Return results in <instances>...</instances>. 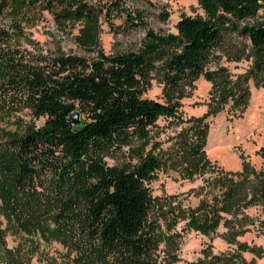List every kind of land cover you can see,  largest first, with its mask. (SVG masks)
Wrapping results in <instances>:
<instances>
[{
  "label": "trees",
  "instance_id": "obj_1",
  "mask_svg": "<svg viewBox=\"0 0 264 264\" xmlns=\"http://www.w3.org/2000/svg\"><path fill=\"white\" fill-rule=\"evenodd\" d=\"M137 1L0 0V106L43 119L17 125L21 133L0 143V219L21 224L25 212L32 228L44 225L73 253L71 264H177L183 231L208 236L219 227L233 249L207 264H243L245 252L264 257V248L238 240L254 228L264 234V172L243 163L238 173L217 171L203 153L212 111L239 117L249 84L264 88V0H196L203 15L183 16L165 34L147 27ZM43 14L83 55L28 51L25 31ZM102 25L112 34L143 29L144 37L134 50L106 54ZM243 61L248 67L238 75L224 66ZM198 79L209 84V110L175 135L167 163L186 180L207 174L191 207L179 196L151 195L147 185L163 162L150 129L159 118L180 119ZM152 83L161 102L143 97ZM111 153L126 162L107 166ZM250 207L263 219L246 215ZM0 264H25L1 230Z\"/></svg>",
  "mask_w": 264,
  "mask_h": 264
},
{
  "label": "rangeland",
  "instance_id": "obj_2",
  "mask_svg": "<svg viewBox=\"0 0 264 264\" xmlns=\"http://www.w3.org/2000/svg\"><path fill=\"white\" fill-rule=\"evenodd\" d=\"M135 5L144 12L147 27L163 34L175 33L174 27L183 16L203 15L196 0H138ZM163 14L167 15L165 20H162ZM113 23L119 25L120 21L114 20ZM25 33L32 43L28 51L33 52L35 48L47 57L57 53L83 55L75 47L71 36L59 32L46 14H43L42 20L35 26L26 29ZM74 34L75 31L72 32V35ZM143 37V29L112 34L105 25H102L99 42L104 53L113 54L136 49ZM224 66L230 74L238 75L247 69L248 63L244 61L225 63ZM249 91L247 107L239 117L236 116L237 114L230 117L226 108L220 111L215 109L204 121L206 137L203 153L211 167L217 171L238 173L243 163L255 174L261 175L264 172V88L255 90L249 84ZM143 97L161 102L160 87L152 83L151 89ZM19 108L0 106V143L5 142L11 134L21 133L22 130L18 129L17 125L40 126L43 123L42 118L34 119L26 109ZM208 110L209 84L198 79L187 98L181 101L180 119L176 122L159 118L150 129V135L154 141L160 143V158L163 162V166L154 173L153 179L147 185L152 196L175 195L179 196L185 205L191 207L196 205L197 199L192 196V191L202 185L207 174L186 180L179 175V171L176 172L171 166H167V163L174 159L172 150L175 135L189 128L192 124L191 120L201 118ZM103 161L107 166L118 167L126 162L119 153H111ZM38 211L42 212L40 208ZM245 214L255 220L263 219L259 207H250ZM23 217H25L24 223L27 222L25 226L24 223L19 224L15 219L11 223L0 219V230L7 247L22 249L25 264H71L69 259L73 256L72 252H68L60 242L49 239L44 232V225L32 228L30 225L34 221L25 212ZM220 233H223L220 227L215 234L208 236L183 231L177 252V264L198 261L207 264L212 257L228 256L233 246L227 244L219 236ZM28 240H32V245L28 244ZM238 240L250 246L264 248V234L259 233L258 230L255 231V228L244 233ZM242 258L243 264H264V257L248 252L243 253Z\"/></svg>",
  "mask_w": 264,
  "mask_h": 264
},
{
  "label": "water",
  "instance_id": "obj_3",
  "mask_svg": "<svg viewBox=\"0 0 264 264\" xmlns=\"http://www.w3.org/2000/svg\"><path fill=\"white\" fill-rule=\"evenodd\" d=\"M69 120L72 124L76 125L79 120H78V114L77 113H73L72 115L69 116Z\"/></svg>",
  "mask_w": 264,
  "mask_h": 264
}]
</instances>
